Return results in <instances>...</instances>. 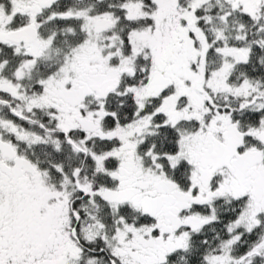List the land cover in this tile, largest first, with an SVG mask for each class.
Instances as JSON below:
<instances>
[{
  "label": "snow or ice",
  "instance_id": "snow-or-ice-1",
  "mask_svg": "<svg viewBox=\"0 0 264 264\" xmlns=\"http://www.w3.org/2000/svg\"><path fill=\"white\" fill-rule=\"evenodd\" d=\"M0 264H264V0H0Z\"/></svg>",
  "mask_w": 264,
  "mask_h": 264
}]
</instances>
